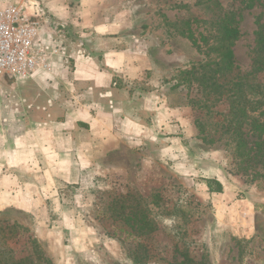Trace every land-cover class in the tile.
I'll use <instances>...</instances> for the list:
<instances>
[{
	"label": "rangeland",
	"instance_id": "rangeland-1",
	"mask_svg": "<svg viewBox=\"0 0 264 264\" xmlns=\"http://www.w3.org/2000/svg\"><path fill=\"white\" fill-rule=\"evenodd\" d=\"M32 1L50 11L48 0L0 4ZM97 1L98 20L112 23L111 36L145 46L149 64L139 87L159 89L175 107L173 134L182 141L174 155L144 158L138 174L131 168L140 160L135 155L128 174L75 170L70 182L47 186L43 207L1 208L0 226L16 222L17 234L35 237L50 264H187L190 258L196 264H264V41L258 34L264 39V0ZM224 19L240 32L231 43L230 69L217 65L223 33L217 22ZM58 22L64 42L70 35ZM35 82L0 83L7 135L20 133L16 125L28 117L17 105L20 90ZM182 146L192 171L176 174ZM207 177L219 179L224 191L209 192Z\"/></svg>",
	"mask_w": 264,
	"mask_h": 264
},
{
	"label": "crops",
	"instance_id": "crops-1",
	"mask_svg": "<svg viewBox=\"0 0 264 264\" xmlns=\"http://www.w3.org/2000/svg\"><path fill=\"white\" fill-rule=\"evenodd\" d=\"M47 2L70 37L54 71L33 76L34 87L20 90L24 97L17 105L28 116L16 125L20 133L7 135L6 122H0V209L43 207L47 186L70 182L75 170H103L112 178L134 167L138 174L139 162L174 155L182 141L173 134L175 107L159 89L139 87L149 64L145 46L111 36L112 23L98 20L97 0ZM180 148L183 159L173 171L185 174L192 165L186 147ZM132 155L140 160L130 168Z\"/></svg>",
	"mask_w": 264,
	"mask_h": 264
},
{
	"label": "built area",
	"instance_id": "built-area-1",
	"mask_svg": "<svg viewBox=\"0 0 264 264\" xmlns=\"http://www.w3.org/2000/svg\"><path fill=\"white\" fill-rule=\"evenodd\" d=\"M60 25L35 1L0 4V83L51 74L65 57Z\"/></svg>",
	"mask_w": 264,
	"mask_h": 264
},
{
	"label": "trees",
	"instance_id": "trees-1",
	"mask_svg": "<svg viewBox=\"0 0 264 264\" xmlns=\"http://www.w3.org/2000/svg\"><path fill=\"white\" fill-rule=\"evenodd\" d=\"M221 25L222 33V44L219 46L218 50L221 53V60L217 63L218 67L223 65L221 68L230 69L232 67V62L228 60L233 57V50L231 48V43L237 40L240 36L239 29L237 27H232L226 24L225 19L218 21ZM262 28V27H261ZM259 34V42L263 43V32ZM262 69V68H260ZM261 71V70H260ZM236 87L239 89L243 86L242 82H237ZM259 90L261 89V84H250ZM261 93L262 91H257ZM245 112V110H240ZM206 184L208 186V191L211 193H222L224 191L223 183L217 178H205ZM19 225L15 223L7 224V226H0L2 232L3 241L0 240V264H50V260L46 258L42 248L40 247L37 239L32 235H20L17 234V229ZM9 229L11 233L10 236H6L5 232ZM9 237V238H8ZM8 239V241H7ZM12 239L10 242L9 240ZM12 244L19 245L17 248H13ZM19 250V255L16 256V250ZM187 264H196L192 262L195 260L186 259Z\"/></svg>",
	"mask_w": 264,
	"mask_h": 264
}]
</instances>
